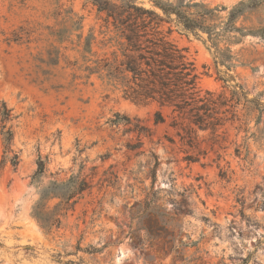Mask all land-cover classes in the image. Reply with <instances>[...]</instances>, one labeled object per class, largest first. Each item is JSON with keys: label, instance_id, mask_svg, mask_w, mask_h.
Returning <instances> with one entry per match:
<instances>
[{"label": "rangeland", "instance_id": "rangeland-1", "mask_svg": "<svg viewBox=\"0 0 264 264\" xmlns=\"http://www.w3.org/2000/svg\"><path fill=\"white\" fill-rule=\"evenodd\" d=\"M138 1L149 6L148 0ZM186 1L228 10L241 0ZM70 10L81 17L84 34L97 32L103 23V13L90 0H0V100L19 115L9 123L19 164L14 169L6 162L0 169V264H172L171 255L148 250L141 227L152 206L172 216L168 226L178 233L177 244L179 239L187 243L185 257L201 255L210 264H264V115L258 125L254 115L248 118V132L228 126L223 148L215 147L216 152L203 141L206 155L185 160L169 119L154 124L153 106L119 98L96 75L87 79L72 66L76 59L82 63L80 53L55 35L69 26ZM227 10L216 14L224 18ZM235 25L251 31L230 45L235 81L250 98L263 91L264 102V0L247 7ZM19 26L28 31L24 42L7 43ZM173 29V40L194 63L199 89L221 90L212 50L203 42L206 34ZM52 46L64 53L56 65L40 61ZM116 118L120 123L110 125L109 119ZM136 119L149 131H128ZM40 155L47 169L38 178L41 186L72 174L89 182L59 227L49 232L31 215L38 198L31 177ZM150 200L160 207L148 206Z\"/></svg>", "mask_w": 264, "mask_h": 264}, {"label": "trees", "instance_id": "trees-1", "mask_svg": "<svg viewBox=\"0 0 264 264\" xmlns=\"http://www.w3.org/2000/svg\"><path fill=\"white\" fill-rule=\"evenodd\" d=\"M90 1L98 12L103 13L99 30L90 29L84 34L81 17L70 10L66 19L69 26L55 33L57 41L60 44L69 41L73 45L71 49L80 53L82 63L76 59L71 64L84 71L87 79L96 75L119 98L137 106H153L154 124L165 123L169 119L168 126L175 131L184 147L185 160L195 162L206 155L207 150L201 148L203 141L215 152V147L223 148L221 145L227 138L228 126H234L236 133L240 130L248 132L250 116L254 115L255 125L261 121L264 115V102L261 100L263 91L250 98L248 91L235 81L232 70L237 63L233 61L230 48L232 43L251 32L236 26L235 22L247 7L257 6L259 0H241L228 10L224 5L207 8L202 3L186 0H177L175 3L171 0H148L149 6L138 0ZM220 10H227L224 18L216 14ZM173 26L197 36H200L199 33L206 34L203 42H208V49L212 50L217 79L223 82L221 90L199 89L194 63L171 36ZM73 32H76L74 40L70 37ZM25 33L28 34V31L19 26L12 30L5 41L23 43ZM220 43H224L225 47H220ZM47 55V59L41 58L40 61L48 65H56L64 57L61 48L56 46L49 48ZM221 64L225 66L224 71L218 69ZM109 95L106 94L107 97ZM18 116L7 107L5 101L0 100V135L3 145L0 169L6 162L14 169L19 164V152L11 147L13 132L9 124ZM116 116L119 114L116 113ZM122 119L125 124L131 123L127 116L123 115ZM118 123V118L109 119L110 125ZM127 130L140 135L149 131V128L140 125L136 119V123ZM201 132H207V138H201ZM170 141L174 142V139ZM129 148L134 149L136 145L131 144ZM234 152L236 156L241 155L239 146L235 147ZM46 171V159L40 155L31 177L38 186V198L32 205L31 215L40 227L49 232L59 227L61 216L74 207L81 194L88 189L89 182L85 177L72 174L66 180L51 179L48 184L41 186L38 178ZM221 175L225 176V172ZM152 178L154 181L155 173ZM54 198L58 201L50 207L48 202ZM150 204L160 207L155 200H150L148 206ZM171 220V215L160 213L153 206L149 213L142 216L141 228L147 237L148 250L162 257L171 255L172 264H188L190 261H194V264H210L201 255L191 258L183 255L187 243L179 239L180 243L177 244L178 233L168 226Z\"/></svg>", "mask_w": 264, "mask_h": 264}]
</instances>
